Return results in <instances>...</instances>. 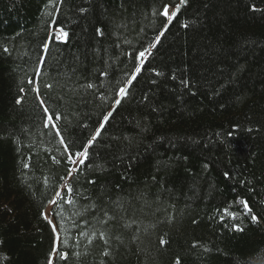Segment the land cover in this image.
Instances as JSON below:
<instances>
[{
	"label": "trees",
	"instance_id": "obj_1",
	"mask_svg": "<svg viewBox=\"0 0 264 264\" xmlns=\"http://www.w3.org/2000/svg\"><path fill=\"white\" fill-rule=\"evenodd\" d=\"M48 11L0 0V264H48L57 234L53 264H264V0H63L66 41ZM33 87L70 152L113 113L71 176Z\"/></svg>",
	"mask_w": 264,
	"mask_h": 264
},
{
	"label": "snow or ice",
	"instance_id": "obj_2",
	"mask_svg": "<svg viewBox=\"0 0 264 264\" xmlns=\"http://www.w3.org/2000/svg\"><path fill=\"white\" fill-rule=\"evenodd\" d=\"M62 3H63V0H49V6H51L53 11L47 12V15L51 18L50 21H48L47 23H48V29L49 30L54 29V31L52 32V38L53 39H59L62 41H66L67 37H68V33L64 30V27L62 25L57 24L56 17L54 14V13L59 12L60 6L62 5ZM186 3H187V0H181V4H186ZM160 7H161L162 11H160L158 13V15L161 17L167 18V20L169 22H171L173 20V18L177 15V12H179V10H180V5H177L175 11H172L170 14L169 4L162 3ZM80 11L83 12L85 10L80 9ZM185 26H187V25H185ZM165 31H167V26H165L164 30L161 31L160 34L155 37V43L150 42V47H152V48L156 47V45L160 42L161 37L164 35ZM97 32H98V34H101V35L103 34L100 29H97ZM42 49H43V51L47 52L49 49V43L45 42L42 45ZM5 51H7V49H5ZM146 54L151 55V53L149 52V49H147V48H145L142 51H139L138 56L134 53L133 54L134 60L139 59L140 64L143 65L144 58H145ZM43 62L44 61H40V63H43ZM140 72H141V67H139V66L135 67L134 73L131 75V79H127L125 82H123V86H118L117 95L120 97V99L115 100V103L117 105L121 104L122 99L127 98L128 94H129V87L133 84V81H135L137 79V75ZM104 74L107 75V73H104ZM29 83L34 84V80H29ZM46 87L51 88L52 85H46ZM84 87L93 88V87H95V85L92 83H89V84L85 85ZM32 90L37 93V99L39 101V106L42 108L44 116H45L44 127L45 128H53L56 130L57 136L60 137L59 143L64 146V153L66 155L67 161H69L70 163L77 166L76 169H71V168L68 169L67 175L71 176L74 171L78 172L79 171V165H83L85 163V161L88 159L90 147H92L94 145L97 138L102 134V130L104 129L106 123L109 121V119L113 115V113L108 112L107 115H103V117H102L103 122L100 123L99 127L97 128V130H96L95 134L92 136V138L89 139L86 144L81 145V150L76 151V152H70L69 151L70 145H68L65 142V138L61 134V130L54 123V120H59L62 117L55 112H52V113L49 112V108L46 106L45 100L43 98H41L39 95V89L38 88L33 87ZM24 91H25L24 88H20V92H24ZM102 98L107 99L106 97H103V96H102ZM22 100H23V97H20L17 100V103L18 104L21 103ZM53 160L55 161V157H53ZM56 162L58 163L59 161H56ZM24 167L28 168L29 165L24 164ZM90 183H94V181H90ZM73 191H74V189H73L72 185L66 184L64 189L55 192V196L59 197L64 203L73 204L74 201L64 199L65 193H72ZM50 202L54 206H57L59 203V201L56 199H53ZM243 207L249 211V214H251V210L248 208V203L246 201L243 202ZM77 214L79 215V213H77ZM225 214H229L227 212V210H226ZM231 215L233 216V218H235L234 213H231ZM105 217H106V220L111 219V217H107V213H105ZM252 219L256 220L257 217L252 216ZM106 220L101 221V223L106 222ZM233 227L238 231L242 230L239 228L238 225H233ZM80 236H86L88 238V243L92 244L93 238L97 236V232L93 231L91 233V235H89L87 232L81 231ZM98 236H99V239L104 242L105 246H107L109 244L111 237L109 236V234L106 231H99ZM117 239H119V238L117 237ZM61 243L66 244L67 240H61L60 236L57 234L55 246L53 247L52 252L49 254L48 264H53V260L57 256L60 260H66L68 258V253L59 251V245ZM161 243L163 244L165 242L163 240H161ZM77 247H78V245H77ZM74 255L79 256L81 254L79 252H77V253H74ZM102 255L107 257V256L111 255V252L108 250H105L102 253ZM101 264H103V262H101ZM176 264H180L179 259H177Z\"/></svg>",
	"mask_w": 264,
	"mask_h": 264
},
{
	"label": "rangeland",
	"instance_id": "obj_3",
	"mask_svg": "<svg viewBox=\"0 0 264 264\" xmlns=\"http://www.w3.org/2000/svg\"><path fill=\"white\" fill-rule=\"evenodd\" d=\"M169 12H170V14H171V12H172V7L169 8ZM56 40H59V39H56ZM60 41H62V40H60ZM75 166H76V165H74L72 169H74ZM48 209H49V206L47 207V211H48Z\"/></svg>",
	"mask_w": 264,
	"mask_h": 264
},
{
	"label": "bare ground",
	"instance_id": "obj_4",
	"mask_svg": "<svg viewBox=\"0 0 264 264\" xmlns=\"http://www.w3.org/2000/svg\"><path fill=\"white\" fill-rule=\"evenodd\" d=\"M170 8V7H169Z\"/></svg>",
	"mask_w": 264,
	"mask_h": 264
}]
</instances>
